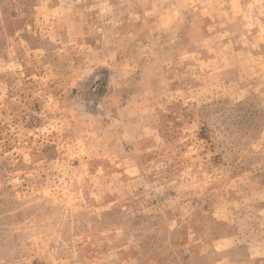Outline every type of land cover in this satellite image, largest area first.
<instances>
[{"label":"rangeland","instance_id":"rangeland-1","mask_svg":"<svg viewBox=\"0 0 264 264\" xmlns=\"http://www.w3.org/2000/svg\"><path fill=\"white\" fill-rule=\"evenodd\" d=\"M0 264H264V0H0Z\"/></svg>","mask_w":264,"mask_h":264}]
</instances>
